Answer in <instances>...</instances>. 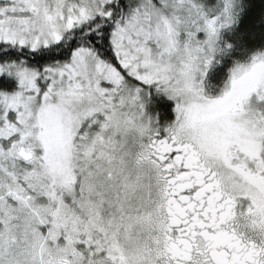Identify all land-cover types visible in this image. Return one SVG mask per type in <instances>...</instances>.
Wrapping results in <instances>:
<instances>
[{"label":"snow or ice","instance_id":"1","mask_svg":"<svg viewBox=\"0 0 264 264\" xmlns=\"http://www.w3.org/2000/svg\"><path fill=\"white\" fill-rule=\"evenodd\" d=\"M235 4L0 0V264H264V51L204 87Z\"/></svg>","mask_w":264,"mask_h":264},{"label":"trees","instance_id":"2","mask_svg":"<svg viewBox=\"0 0 264 264\" xmlns=\"http://www.w3.org/2000/svg\"><path fill=\"white\" fill-rule=\"evenodd\" d=\"M238 14L236 23L224 33L221 44L228 43L231 48L224 55H218V63L206 79V91L215 96L223 87L230 69L236 62H246L251 55L264 51V0H237ZM14 87L8 82L3 89L11 91ZM155 103L154 114L159 123L171 119L172 103L159 97H152Z\"/></svg>","mask_w":264,"mask_h":264},{"label":"rangeland","instance_id":"3","mask_svg":"<svg viewBox=\"0 0 264 264\" xmlns=\"http://www.w3.org/2000/svg\"><path fill=\"white\" fill-rule=\"evenodd\" d=\"M237 5H238V3H237V0H236L235 9H234V11H235V13H236V18H237V14H238V6H237ZM235 23H236V22H235ZM235 23L232 24V25H230L228 28L221 30V32H220V44H221V39H222V36L224 35V33L230 31L231 28H233V26L235 25ZM221 47H223L222 44H221ZM217 63H218V60H217V56H216V57L213 59L212 63L209 65V68H208V70H207V72H206V74H205L204 87H205V92H206V93H207V91H206V86H205V84H206V79H207L209 73L211 72V70L215 67V65H216ZM10 82H12V83L14 84V81H10ZM207 94H208V93H207ZM152 97H159V98H161V99H164V100H166V101L171 102V101L168 100L165 96H163V95H157V94L155 93V91L152 90V91L150 92V95H149V97H148V100H147V103H146V106H145V111H146V113H147L149 116H156V115L154 114L155 103H154V99H152ZM171 103H172V102H171ZM172 108H173V104H172ZM172 119H174V113L171 111V119H170V120H172ZM170 120H168V121H170ZM166 122H167V121L162 122V123H160V124H161V125H164Z\"/></svg>","mask_w":264,"mask_h":264}]
</instances>
